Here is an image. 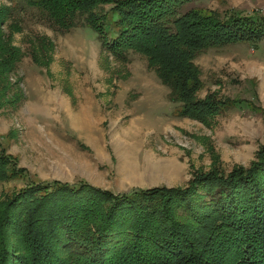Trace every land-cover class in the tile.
Returning <instances> with one entry per match:
<instances>
[{"label": "trees", "instance_id": "trees-1", "mask_svg": "<svg viewBox=\"0 0 264 264\" xmlns=\"http://www.w3.org/2000/svg\"><path fill=\"white\" fill-rule=\"evenodd\" d=\"M193 1L28 3L62 32L85 24L117 59H125L129 50L143 54L169 89V100L178 103L177 114L212 127L229 109L256 107L250 100L216 91L201 98L203 83L195 59L210 48L263 42L264 14L183 10ZM106 4H112L116 16L109 22L112 31L106 27L107 13L99 10ZM13 11L15 6L0 5L2 85L21 58L11 33L2 29ZM9 29L20 27L11 22ZM212 157L218 159L214 151ZM13 162L0 154L1 181L25 177V169ZM11 229L18 230L20 248L10 240ZM0 264H264V144L247 166L234 165L227 173L217 166L198 170L181 187L116 193L85 181H31L7 201L0 200Z\"/></svg>", "mask_w": 264, "mask_h": 264}, {"label": "rangeland", "instance_id": "rangeland-1", "mask_svg": "<svg viewBox=\"0 0 264 264\" xmlns=\"http://www.w3.org/2000/svg\"><path fill=\"white\" fill-rule=\"evenodd\" d=\"M0 5L15 6L2 29L21 51L0 84V154L25 169L23 178L0 180L1 201L31 181H85L116 193L181 187L198 170L217 166L227 173L234 165L247 166L264 144V41L210 48L196 57L201 98L216 91L256 107L229 109L206 127L177 114L178 103L169 100V89L143 54L129 50L117 59L85 24L62 32L28 0ZM112 7L99 8L111 31ZM192 7L221 16L228 9L264 14V0H194L183 10ZM11 22L20 30L11 32ZM10 237L22 246L17 229Z\"/></svg>", "mask_w": 264, "mask_h": 264}, {"label": "bare ground", "instance_id": "bare-ground-1", "mask_svg": "<svg viewBox=\"0 0 264 264\" xmlns=\"http://www.w3.org/2000/svg\"><path fill=\"white\" fill-rule=\"evenodd\" d=\"M154 169L157 170L159 168V166L157 165H153Z\"/></svg>", "mask_w": 264, "mask_h": 264}]
</instances>
